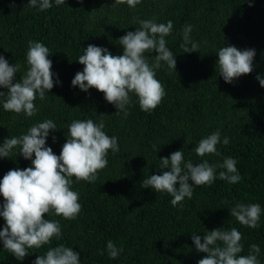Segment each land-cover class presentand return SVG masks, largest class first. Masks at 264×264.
I'll return each instance as SVG.
<instances>
[{"label": "trees", "instance_id": "obj_1", "mask_svg": "<svg viewBox=\"0 0 264 264\" xmlns=\"http://www.w3.org/2000/svg\"><path fill=\"white\" fill-rule=\"evenodd\" d=\"M28 3L0 0V56L9 65L20 66L15 83L28 69L29 41L42 42L50 50L53 80L58 82L44 100L37 95V112L32 117L5 111L8 89L0 87L5 93L0 97V144L51 119L56 129L49 130L46 146L59 155L70 123L93 119L102 120L106 134L117 138L119 151L109 150L108 164L94 182L72 178V190L79 193L81 204L75 219L53 212L45 215V219L59 221L60 238L28 249L23 260H17L0 240V264H33L38 255L61 244L78 253L79 264H197L206 253L197 251L192 235H199L203 243L208 231L221 228H236L242 234L239 255H248L250 246L258 245L259 264H264V87L257 80V76L264 78V0H141L135 7L115 0H64L60 5L51 0L52 6L43 11L39 0L36 7ZM140 20L173 22L165 40L175 56L176 69L163 61L155 69L166 95L154 110L142 111L138 98L130 93L128 115H117L116 106L102 92L82 91L71 81L83 70L77 60L84 49L94 45L122 55L119 39L140 28ZM187 25L192 26L190 40L199 47L185 53L192 50L183 38ZM224 46L254 49L253 71L225 82L217 65V53ZM157 54L145 52L150 65ZM217 130L218 154L198 156L195 146ZM177 150H182L185 162L194 165L204 160L218 165L231 157L241 180L235 184L221 180L219 172L224 169L217 168L211 185H194L192 197L173 206L168 193L141 185L150 175L170 171L160 168V160ZM19 152L15 147L8 157H0V180L9 170L32 166ZM3 202L0 196V205ZM237 203L261 206L256 228L231 216ZM4 226L0 217V230ZM108 241L122 248L115 259L108 255Z\"/></svg>", "mask_w": 264, "mask_h": 264}, {"label": "clouds", "instance_id": "obj_2", "mask_svg": "<svg viewBox=\"0 0 264 264\" xmlns=\"http://www.w3.org/2000/svg\"><path fill=\"white\" fill-rule=\"evenodd\" d=\"M127 3L135 7L141 0H115L116 4ZM57 5L64 0H55ZM38 0H29L28 6L36 7ZM52 6L51 0H39V9L47 10ZM251 6V5H250ZM140 28L129 31L119 39L123 47L122 55H113L107 49L89 45L78 62L83 70L78 71L71 81L72 86L87 92L90 88L104 94L108 103L116 106V113L128 115L126 106L130 104V93L138 98L142 111L151 112L166 95L163 84L156 78L155 69L161 62H166L170 69H176L173 53L166 47L165 37L173 28V22L157 23L155 20H140ZM192 26L183 29L185 45L191 44V51H197L198 44L190 40ZM158 53L155 63L150 65L145 52ZM50 50L42 42L29 41L26 60L28 69L18 82H13L19 65H9L0 56V87L7 88L3 100L5 111L24 113L27 117L36 114L34 101L37 95L45 99L46 92L54 87L52 61L48 59ZM217 65L220 76L231 83L242 75L253 71L254 49L239 50L235 46H224L219 49ZM261 87L264 78L257 76ZM203 82V81H201ZM0 97H5L0 92ZM104 123H96L93 119L73 120L67 129V140L61 152L56 155L51 147L46 146L49 130L56 129L51 120H44L31 126L26 134L20 137L7 138L0 144V157H8L10 152L19 147V155L31 160L30 167L9 170L0 180V217L5 226L0 230V240L17 260H23L29 254L28 249L40 248L50 243L53 237L62 235L58 220L45 219V215L53 212L64 219H75L81 211L79 193L72 190L73 177L77 182L92 183L99 170L107 164L109 150L119 151L118 140L104 131ZM220 143V131L202 138L195 146V153L203 157L207 154H218L217 144ZM227 145L229 140L224 138ZM34 155V159L32 158ZM161 175H150L145 178L142 187H151L154 191L166 192L173 197L171 204L176 206L185 197L191 198L193 186L211 185L216 179L217 168L221 180L235 184L241 180L236 168V160L228 157L221 164H210L207 160L193 164L184 161L182 150H177L170 158L160 160ZM183 164V168L181 165ZM191 181V183H189ZM178 185V187H177ZM231 216L240 224L256 228L261 215V206L257 203H237L231 210ZM192 240L198 252L206 253L197 264H259L260 248L256 244L250 246L248 255H239L243 246L240 243L242 234L236 229H216L208 231L203 237L193 234ZM108 255L115 259L122 252L112 241L107 243ZM102 254V253H101ZM33 264H79V255L71 247L63 244L49 248L44 255H38Z\"/></svg>", "mask_w": 264, "mask_h": 264}]
</instances>
